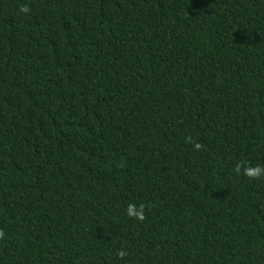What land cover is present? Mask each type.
<instances>
[{"label":"trees","instance_id":"16d2710c","mask_svg":"<svg viewBox=\"0 0 264 264\" xmlns=\"http://www.w3.org/2000/svg\"><path fill=\"white\" fill-rule=\"evenodd\" d=\"M238 162L264 166V0H0V264H264Z\"/></svg>","mask_w":264,"mask_h":264},{"label":"clouds","instance_id":"9594fccd","mask_svg":"<svg viewBox=\"0 0 264 264\" xmlns=\"http://www.w3.org/2000/svg\"><path fill=\"white\" fill-rule=\"evenodd\" d=\"M20 11L24 13H28L30 11V7L28 5H23L20 7ZM187 142H192L191 137L186 138ZM193 147L196 150H200L203 145L200 142H195L193 144ZM241 169H243V175L246 176L249 179H260L261 177H264V166L257 164L256 166H245L242 162H238L236 164V167L234 171L237 174L241 173ZM146 205L141 203L139 209L137 208L135 203H129L126 209V213L130 218H135L138 221L143 222L146 219L145 215V209ZM148 207H151L148 205ZM4 238V231L0 229V239ZM129 253L126 249L121 248L117 251V256L120 259H124L126 256H128Z\"/></svg>","mask_w":264,"mask_h":264}]
</instances>
